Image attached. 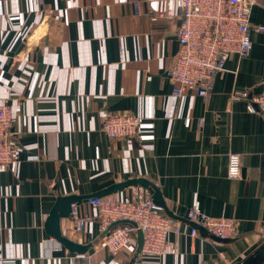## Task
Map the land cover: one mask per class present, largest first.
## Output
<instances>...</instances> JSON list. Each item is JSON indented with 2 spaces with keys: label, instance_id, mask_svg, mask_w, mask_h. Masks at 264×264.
Here are the masks:
<instances>
[{
  "label": "crops",
  "instance_id": "obj_1",
  "mask_svg": "<svg viewBox=\"0 0 264 264\" xmlns=\"http://www.w3.org/2000/svg\"><path fill=\"white\" fill-rule=\"evenodd\" d=\"M182 19L175 0H0V93L17 148L0 173V264H73L83 256L130 264L137 245L114 256L98 243L79 255L44 228L58 196L130 178L155 184L182 230L169 234L162 261L134 264H237L264 242V116L247 107L264 91V0L252 10L250 56H230L208 98L173 93L168 69ZM236 89L248 96L232 99ZM124 111L139 115L144 131L111 141L102 120ZM231 153L241 156L238 178L228 175ZM195 205L234 217L236 235L192 236L187 214ZM77 214L90 216L84 231L73 230V216L62 220L64 234L82 244L102 235L94 209L84 202Z\"/></svg>",
  "mask_w": 264,
  "mask_h": 264
},
{
  "label": "built area",
  "instance_id": "obj_2",
  "mask_svg": "<svg viewBox=\"0 0 264 264\" xmlns=\"http://www.w3.org/2000/svg\"><path fill=\"white\" fill-rule=\"evenodd\" d=\"M182 10L183 19L178 28L179 48L168 76L174 85V95L181 97L188 91L208 98L216 76L226 70V62L232 55L239 59L250 56L253 41L250 35L251 14L257 0H175ZM155 13L154 10L151 11ZM262 30V27H258ZM247 92L234 90L233 98L247 97ZM250 112L264 116V91L248 101ZM13 114L9 102L0 93V173L16 159V144L12 132ZM102 131L111 141L139 138L144 129L142 118L132 112L108 114L102 120ZM241 156L231 153L228 157V175L241 176ZM117 194V193H116ZM116 194L91 197L85 204L96 211L101 231L121 220H131L135 225L120 223L113 226L99 244L112 255L137 245L135 234L140 229L144 244L139 258H155L159 261L170 252L169 234L181 233V226L158 208L146 190L142 195L123 199ZM73 205L75 232H83L90 217L78 215ZM89 216V217H88ZM187 219L205 227L221 238H233L237 233L234 217L221 214L213 216L199 206H193ZM192 236L198 230L192 228ZM61 249L62 246L60 245ZM73 264H92L88 256L74 257Z\"/></svg>",
  "mask_w": 264,
  "mask_h": 264
},
{
  "label": "water",
  "instance_id": "obj_3",
  "mask_svg": "<svg viewBox=\"0 0 264 264\" xmlns=\"http://www.w3.org/2000/svg\"><path fill=\"white\" fill-rule=\"evenodd\" d=\"M131 187H141L146 189L154 202V204L162 209L171 219H181L176 216L172 210H170L164 200L162 192L160 189L153 184L150 180L146 178H130L121 182L113 183L106 188H103L97 192L90 194H68L61 195L56 198V201L50 210L49 215L46 218L44 228L46 233L56 239L60 244H62L67 250L72 253H77L79 255L86 254L94 245L98 244L102 237L109 233V230L120 223H127L135 225L131 220H121L113 223L108 230L102 233L101 236L96 238L93 242L88 244L78 243L70 239L66 234H64L62 229V220L73 217V205H82L91 197H103L112 194L122 192ZM186 220V219H185ZM190 221V220H189ZM193 228L200 229L206 232L211 238L217 241H230L232 238H221L214 234H211L205 227L198 223L191 221ZM144 244V237L142 231L139 229L137 231V247L134 257L132 258L130 264H134L136 259L139 257ZM237 264H264V242H262L251 254L246 256L242 261Z\"/></svg>",
  "mask_w": 264,
  "mask_h": 264
},
{
  "label": "trees",
  "instance_id": "obj_4",
  "mask_svg": "<svg viewBox=\"0 0 264 264\" xmlns=\"http://www.w3.org/2000/svg\"><path fill=\"white\" fill-rule=\"evenodd\" d=\"M124 224H127V223H124Z\"/></svg>",
  "mask_w": 264,
  "mask_h": 264
}]
</instances>
